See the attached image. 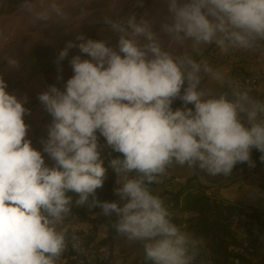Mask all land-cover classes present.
Instances as JSON below:
<instances>
[{
	"label": "clouds",
	"instance_id": "9594fccd",
	"mask_svg": "<svg viewBox=\"0 0 264 264\" xmlns=\"http://www.w3.org/2000/svg\"><path fill=\"white\" fill-rule=\"evenodd\" d=\"M167 2L171 16L162 28L178 41L215 43L224 52L264 45V0ZM106 23L119 34L118 51L77 35L80 43L67 42L57 62L74 47L89 58L72 57L65 90L52 85L38 96L52 116L43 151L54 167L26 139L30 110L0 75V264H56L67 247L57 225L71 212L68 191L79 194L76 206L114 215L117 235L140 242L152 264H194L195 241L150 185L174 165L227 177L238 163L255 166L253 148L264 153V102L248 91L230 98L202 89L208 66L164 50L147 20L133 14ZM176 99L185 107L174 110ZM97 131L122 154L110 161L122 205L96 195L106 176Z\"/></svg>",
	"mask_w": 264,
	"mask_h": 264
},
{
	"label": "crops",
	"instance_id": "0c3cea01",
	"mask_svg": "<svg viewBox=\"0 0 264 264\" xmlns=\"http://www.w3.org/2000/svg\"><path fill=\"white\" fill-rule=\"evenodd\" d=\"M4 2L15 3L13 0H0V3ZM167 7V0H156L152 4V8L149 12H146L144 16L141 15L138 20L143 18L149 22L152 30L156 33L158 42L164 50L169 51L174 56L190 58L203 66L205 54L208 50L217 45L215 43L201 45V50L196 53L195 43L190 41V43H188L190 45L188 51L176 53V51L180 50L182 42H176L173 35L164 37L162 26H157L159 19L162 17V13L164 14ZM169 15H171V13ZM115 34L118 35L117 39H119V34ZM113 46L114 45H112V47ZM184 48L187 49L185 46ZM114 49L118 51V45H116ZM85 57L84 55L81 56L82 59L87 58ZM25 66V69H23L19 76H16L17 73H15L14 69H6L0 74L3 75L7 83L8 87L6 90L24 102V107L33 101L38 93L47 91L49 86H52L54 75L53 73H45L42 69H39L40 71L32 69V72H30L28 68L29 64ZM208 68L210 71L205 72L202 70L200 72V87L202 89L210 92L212 95L219 96L226 91L233 77L238 73L257 74L260 75L261 79L260 88L250 95L264 102V47L261 46L249 50L238 49L231 59L213 62ZM59 69L62 76L59 85L60 87H65L67 80L74 75L72 66L71 64H64L62 68ZM59 89L63 91V89ZM172 107L175 110L177 108H184L185 105L183 101L176 99ZM187 107L194 109V105L191 104L187 105ZM24 121L29 126L26 139L31 140L33 148L42 153L45 162L55 164V161L43 151V141H46L48 138V127L52 122V116L45 110L42 104H39L30 111V115L25 117ZM97 136L101 154L110 148V146L107 145L105 138L100 135L99 131H97ZM40 149H42V151ZM170 169H172L176 175L186 176L191 179L193 185L206 186L208 191L216 193L224 199H234L245 206L251 207L257 205L258 200L256 199L255 193L259 190H264V162H260L256 167L236 165L232 174L227 177L219 175L213 177L198 167L188 168L187 165L183 167L174 165L170 167ZM117 187H119L118 184L116 188ZM179 189H182V185L163 179L154 188V194L163 200H167L169 194L165 193L166 190L178 191ZM116 197L117 201L122 205L123 201H120L117 195ZM101 216L103 215L100 208L89 210L85 205L83 207V214L78 219L71 222L62 221L57 225V229L62 231L85 227L90 223L91 219ZM113 250L112 264H140L141 256L144 253L143 246L140 242L131 243L118 235L114 237Z\"/></svg>",
	"mask_w": 264,
	"mask_h": 264
},
{
	"label": "rangeland",
	"instance_id": "374dc122",
	"mask_svg": "<svg viewBox=\"0 0 264 264\" xmlns=\"http://www.w3.org/2000/svg\"><path fill=\"white\" fill-rule=\"evenodd\" d=\"M13 1L15 3H0V74L6 69H14L16 76H19L26 64H29L30 72L32 69H42L45 73L54 74L64 64L70 65L73 56L87 57L78 47H74L64 60L57 62L59 53L67 42L72 41L77 45L80 43L77 40L79 34L88 39L107 41L115 48L118 45V35L109 29L106 20L117 21L122 13L124 18L120 22H125L133 14L139 19L149 12L156 0H88L78 9H70V12L67 8L66 11L61 8L60 3L52 2L54 0ZM67 7L72 5L68 4ZM56 12L58 13L54 15ZM169 14L167 7L158 21V27L169 22ZM113 35H116L115 39ZM163 35L171 36L164 30ZM190 41L194 42L185 39L176 53L188 51ZM195 48L197 53L201 50V45H195ZM9 60L17 61V66L11 67Z\"/></svg>",
	"mask_w": 264,
	"mask_h": 264
},
{
	"label": "trees",
	"instance_id": "16d2710c",
	"mask_svg": "<svg viewBox=\"0 0 264 264\" xmlns=\"http://www.w3.org/2000/svg\"><path fill=\"white\" fill-rule=\"evenodd\" d=\"M122 18H124L123 13L119 16L117 21H120ZM113 38L115 39L116 35H113ZM225 93L226 91L223 94ZM262 155H264V153H261L255 148L251 150V160L254 162V167L259 165L260 162H264L261 160ZM100 156L103 161V167L106 169V176L103 187L96 190V195L101 201H117L113 189V184H117V177L110 166V161L115 158H122V154L115 152L110 147L101 153ZM238 165L246 167L249 164L245 162L238 163L237 166ZM54 166L55 164H53V167ZM163 179L162 176L159 177L160 181ZM157 184L158 183H154L150 185L153 194ZM189 184L190 187L194 186L201 190L187 193L183 197L182 206L178 205L177 207L187 210L190 213L189 219L186 220L187 226L185 231L192 240L195 241V250L201 261L199 264H203L207 255L211 257L213 261L212 264H264V219L257 213L251 214L255 224L253 229L248 233L247 246L241 251V241L233 234L230 228V222L234 213L246 211V208H244L242 204L238 206L226 203L217 197L210 196L206 193V186L193 185L191 179H189ZM165 193L169 194V198H167V200L162 199L164 203L172 197L178 202L182 189L178 191L166 190ZM66 195L72 198L73 204L75 205V201L79 198V194L68 191ZM83 207L84 206H76L75 210L80 216L83 214ZM170 218L176 225L180 224L183 219L175 216H170ZM113 234L117 235L115 230ZM236 259H239V263L235 262ZM95 264H101L100 260ZM140 264H152V262L146 260L143 253Z\"/></svg>",
	"mask_w": 264,
	"mask_h": 264
},
{
	"label": "built area",
	"instance_id": "2783aa9c",
	"mask_svg": "<svg viewBox=\"0 0 264 264\" xmlns=\"http://www.w3.org/2000/svg\"><path fill=\"white\" fill-rule=\"evenodd\" d=\"M264 47V45H262ZM238 49H229L227 52L222 51L218 46L212 47L204 56V65L210 66L213 62L219 60H229L231 59L235 52ZM58 77H60L58 79ZM60 69H56L53 75L52 85H55L58 88L65 90V87H60L59 81L61 80ZM260 75L257 74H244L238 73L232 79V82L226 89V94L231 95L233 92L238 91H248L249 94L256 92L260 88ZM40 93L35 96V99L28 103L25 107L30 111L34 109L36 105L42 104L39 99ZM30 113H26L24 118L29 116ZM46 166L53 167V164L45 162ZM162 177L172 183H178L182 185V193L177 202L173 197L170 198L167 202L164 203V206L168 209L170 216L183 218L180 224L177 226L181 231L185 232L187 226L186 220L189 219L190 213L187 210L179 209L177 206H182L183 197L189 192H198L201 189L191 186L189 184V178L182 175H176L172 169L168 168ZM117 186L116 183L113 184V189ZM210 196L217 197L220 200L225 201L226 203H231L235 205H241L234 199H224L218 194L207 191ZM258 204L255 206H245L246 211H238L234 213L231 217L230 228L233 234L240 239L241 241V251L248 244V233L254 227V221L252 220L251 214L257 213L260 217L264 219V190H259L255 193ZM179 203V204H178ZM76 206L72 204L71 212L68 214L63 221L71 222L80 217L76 212ZM115 217H95L91 219L90 223L85 227H79L76 229H66L67 234V247L62 253L60 258L56 261V264H95L100 260L101 264H112L113 258V242L116 235L113 234L115 230L112 226L114 223ZM174 224L175 222L172 221ZM113 235V237H112ZM200 258L197 254L194 264H199ZM236 263H239V259L235 260ZM213 261L209 255L203 261V264H212Z\"/></svg>",
	"mask_w": 264,
	"mask_h": 264
},
{
	"label": "bare ground",
	"instance_id": "6f19581e",
	"mask_svg": "<svg viewBox=\"0 0 264 264\" xmlns=\"http://www.w3.org/2000/svg\"><path fill=\"white\" fill-rule=\"evenodd\" d=\"M86 1H88V0H54L52 2H58V3H60L61 4V8H63L64 10L67 8V11L70 12L71 11L70 9H73V8L78 9L83 4H85ZM68 4H71L72 7L68 8L67 7ZM58 12H61V11H58ZM58 12H56L54 15H56Z\"/></svg>",
	"mask_w": 264,
	"mask_h": 264
}]
</instances>
